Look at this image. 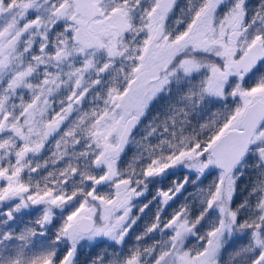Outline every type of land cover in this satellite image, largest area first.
<instances>
[{
  "label": "snow or ice",
  "instance_id": "1",
  "mask_svg": "<svg viewBox=\"0 0 264 264\" xmlns=\"http://www.w3.org/2000/svg\"><path fill=\"white\" fill-rule=\"evenodd\" d=\"M0 264H264V0H0Z\"/></svg>",
  "mask_w": 264,
  "mask_h": 264
}]
</instances>
